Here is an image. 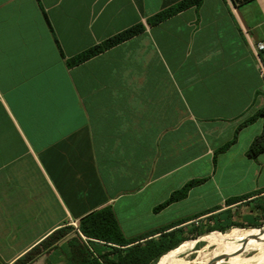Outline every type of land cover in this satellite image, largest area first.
Returning <instances> with one entry per match:
<instances>
[{
    "label": "crops",
    "instance_id": "0c3cea01",
    "mask_svg": "<svg viewBox=\"0 0 264 264\" xmlns=\"http://www.w3.org/2000/svg\"><path fill=\"white\" fill-rule=\"evenodd\" d=\"M179 1L0 0L4 264L36 248L41 254L29 264H78L75 240L109 252L98 242L90 248L80 233L83 219L106 208L133 240L197 216L184 225L233 223L240 206L264 196V153L246 155L264 118L243 127L214 163L264 108V50H256L264 0H203L147 25ZM140 23L143 33L69 66ZM202 179L185 199L155 211Z\"/></svg>",
    "mask_w": 264,
    "mask_h": 264
},
{
    "label": "trees",
    "instance_id": "16d2710c",
    "mask_svg": "<svg viewBox=\"0 0 264 264\" xmlns=\"http://www.w3.org/2000/svg\"><path fill=\"white\" fill-rule=\"evenodd\" d=\"M203 0H181L178 3L163 9L157 14L149 17L147 19V25L149 27H155L166 20L182 13L183 11L196 8L199 9L202 6ZM146 30V27L140 23L130 27L129 29L122 31L113 37H110L103 43L88 49L77 57L72 58L68 61L69 66H77L80 65L91 58L104 53L105 51L122 44L123 42L138 36ZM258 118H264V108L260 109L253 117L244 122L238 130L233 138V140L224 145L218 152L215 154L214 163H216V155L219 153H223L227 151L237 140L238 133L240 130L255 122ZM264 153V125L263 131L260 135L256 136L250 145L249 149L246 152V155L250 159H257L261 154ZM205 180H194L187 183L181 190L174 192L170 198L155 209L156 212L166 208L170 204L175 202H179L185 199L189 193V191L203 183ZM261 193V192H260ZM259 194V193H257ZM257 194H252L251 196H245L242 198L234 199L229 201V203H237L240 201H244L249 199L250 197H254ZM260 210L264 214V204L260 205ZM212 212V211H211ZM200 216L181 220L177 223L166 226L162 229H158L156 231H150L147 234L133 240H126L121 231L119 223L115 217L114 212L110 208L103 209L96 213H92L82 220L80 224V233L83 237L86 238L90 248L98 243L104 244L109 248V252H98L89 249L82 245L79 241L75 240L72 248L73 255L75 256V261L78 264H157L159 259L173 251L177 248L181 243L191 240L194 236H186L184 224L195 219H198ZM215 217L212 218L213 226L206 228V232L197 233V237L203 235L207 232H215L221 231L225 232L230 229L232 222L225 223L224 220H214ZM232 220L231 215H229L226 220ZM254 223V222H252ZM223 224V225H222ZM184 225V226H183ZM262 226V225H261ZM253 227H257V225H253ZM260 227V226H259ZM65 230H61L51 237V242L54 241L57 235H62ZM198 232L191 231V233ZM157 236V237H155ZM195 238V239H196ZM194 239V238H193ZM143 241V242H142ZM125 248V249H123ZM75 249V251H74ZM124 252V253H123ZM41 254L40 248H36L27 255H25L18 264H29L36 260V258ZM0 264H4L0 260Z\"/></svg>",
    "mask_w": 264,
    "mask_h": 264
},
{
    "label": "rangeland",
    "instance_id": "374dc122",
    "mask_svg": "<svg viewBox=\"0 0 264 264\" xmlns=\"http://www.w3.org/2000/svg\"><path fill=\"white\" fill-rule=\"evenodd\" d=\"M264 198V196H261ZM260 197L258 201L255 199L250 205V203L240 206L241 208L235 211L233 225L230 229L225 232L215 231L207 232L203 235L197 237V233L206 232V228L212 227L214 224L210 222L204 223L203 220H196L195 222L190 223V225L185 226V235L194 236L191 240H187L181 243L177 248H175L170 253L163 255L157 264H192L200 253L207 255V259L214 258L215 254H218L223 251L222 247H218L213 243L219 238L226 235L230 231H264V214L263 208L260 210V205L264 204V199ZM258 202V203H257ZM250 205V207H248ZM252 212L254 221H248L246 216ZM254 222V223H252ZM228 222L223 223L224 225ZM222 224V225H223ZM257 225V227H253ZM262 225V226H261ZM260 226V227H259ZM257 229V230H253ZM198 231L191 233V231ZM196 238V239H195ZM214 241V242H213ZM231 247V248H230ZM261 247V253L264 252V242L262 240L252 241L251 243H231L226 248V253L224 252L216 259L209 262V264H250L255 261L257 255H259V250ZM202 249V250H201ZM218 252V253H217ZM224 256L222 257V255ZM203 258V257H202ZM222 258V259H221ZM200 263L202 262L199 260Z\"/></svg>",
    "mask_w": 264,
    "mask_h": 264
},
{
    "label": "bare ground",
    "instance_id": "6f19581e",
    "mask_svg": "<svg viewBox=\"0 0 264 264\" xmlns=\"http://www.w3.org/2000/svg\"><path fill=\"white\" fill-rule=\"evenodd\" d=\"M253 230H257V229H253ZM256 240H262L264 242V231L263 230L261 231H230L226 235L219 237L215 242L213 241L214 245L223 248L222 252L220 253L217 252L218 254H215L214 258L212 259H207V255H209L208 253L207 255L203 256V253L201 252L200 255H198V257L192 264H209L210 261L218 258L231 243H251L252 241H256ZM226 251L224 252V254L226 253ZM224 254L222 255V257L224 256ZM258 254L259 255L256 256L255 261L250 264H264V252L261 253V247H260ZM199 260H201L202 262L200 263Z\"/></svg>",
    "mask_w": 264,
    "mask_h": 264
},
{
    "label": "built area",
    "instance_id": "2783aa9c",
    "mask_svg": "<svg viewBox=\"0 0 264 264\" xmlns=\"http://www.w3.org/2000/svg\"><path fill=\"white\" fill-rule=\"evenodd\" d=\"M256 50H257V51H262V50H264V43H259V44L257 45ZM262 74H263V76H264V71H263Z\"/></svg>",
    "mask_w": 264,
    "mask_h": 264
}]
</instances>
